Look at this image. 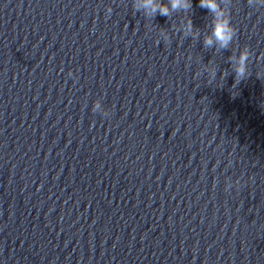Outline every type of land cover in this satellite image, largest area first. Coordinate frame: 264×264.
Instances as JSON below:
<instances>
[{"label":"clouds","instance_id":"obj_1","mask_svg":"<svg viewBox=\"0 0 264 264\" xmlns=\"http://www.w3.org/2000/svg\"><path fill=\"white\" fill-rule=\"evenodd\" d=\"M249 6L264 7V0H247ZM133 5L137 11L143 8L145 15L155 16L157 14L163 17H169L173 12L184 11L187 12L192 8V0H143L140 4L138 0H133ZM199 7L207 9L213 16L212 32L210 36L206 37L204 44L207 47L213 46L214 42L220 48L227 49L236 34V29L231 23L230 12L226 14L223 10L220 0H199ZM193 32V24L191 18L185 23V33ZM251 51L247 48L242 49L239 56L236 58L234 72L235 77L243 80L248 76V65ZM231 59V58H230ZM212 76H215V71L209 70ZM71 75V73H69ZM94 112H101L100 102L94 103ZM109 115L104 111V116Z\"/></svg>","mask_w":264,"mask_h":264}]
</instances>
